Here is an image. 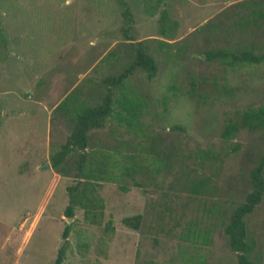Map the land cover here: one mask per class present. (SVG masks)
<instances>
[{"label": "rangeland", "instance_id": "374dc122", "mask_svg": "<svg viewBox=\"0 0 264 264\" xmlns=\"http://www.w3.org/2000/svg\"><path fill=\"white\" fill-rule=\"evenodd\" d=\"M123 1L130 22L117 0H0V264L51 263L65 226L60 264H239L223 228L251 189L264 133L220 132L264 103V62L230 67L204 54L261 52L264 0H162L171 37L143 0ZM137 41L154 77L135 68L108 87ZM108 88L132 111L119 114L128 124L107 118L88 132L89 148L109 154L112 177L97 181L101 217L91 223L77 206L63 215L77 151L64 173L44 165L70 131L68 113L100 105ZM67 95L68 112L56 109ZM260 177L264 187V163ZM135 214L137 230L122 223ZM243 220L247 257L264 264V190Z\"/></svg>", "mask_w": 264, "mask_h": 264}, {"label": "trees", "instance_id": "16d2710c", "mask_svg": "<svg viewBox=\"0 0 264 264\" xmlns=\"http://www.w3.org/2000/svg\"><path fill=\"white\" fill-rule=\"evenodd\" d=\"M121 5L122 16L128 21H131V13L123 0H117ZM162 0H143L144 12L152 16L159 13L158 33L163 37H171L175 22L167 16V11L161 8L158 11ZM124 28L125 39L132 40L128 37ZM133 43V42H130ZM143 42H135L134 55L131 62L116 76L106 78L108 87L122 83L125 78L135 68H141L145 72V78L150 80L156 72V65L150 54L144 51ZM207 60L218 59L222 64L234 67L239 63H247L257 65L264 62V44L263 49L259 53H253L251 49H242L237 52H229L223 49L211 50L204 54ZM71 95H67L60 104L55 108L68 112V99ZM121 103H123L121 105ZM113 100L110 88L105 92L103 101L100 105L93 107H82L78 111L68 113V119L71 122L70 131L60 145L59 149L51 153L48 162L50 167L58 173H64L62 164L66 161L67 156L72 151H77V156L73 162L74 183L65 187L67 194V204L63 209L65 217L73 216L74 207H79L83 210V218L91 223H98L101 217L102 205L95 193V186H98L97 181L111 179V170L109 169L108 158L109 154L97 149L89 148V130L103 127L107 118H113L119 122L126 121L119 117L120 111L130 114L132 111L129 101ZM115 104V106H114ZM121 105V109L118 107ZM117 106V108H116ZM128 124V122L126 123ZM239 128L259 129L264 133V103L257 107H250L243 110L237 119L227 118L220 132V137L223 139L232 138L234 132ZM264 163V156L260 161V165L254 167L250 174L251 189L246 193L244 201L235 206L227 217V222L223 228V233L226 237V242L229 248L236 252L237 261L239 264H252L247 257L248 246L245 241V224L243 217L251 212L256 204L263 197V184L260 177V166ZM133 185H138L133 182ZM122 223L132 229L137 230L140 224V215L135 214L122 218ZM68 226H65L61 232L63 242L57 249L54 260L49 264H60L64 258L67 246Z\"/></svg>", "mask_w": 264, "mask_h": 264}, {"label": "water", "instance_id": "95a60500", "mask_svg": "<svg viewBox=\"0 0 264 264\" xmlns=\"http://www.w3.org/2000/svg\"><path fill=\"white\" fill-rule=\"evenodd\" d=\"M49 166V163H45L44 167H48Z\"/></svg>", "mask_w": 264, "mask_h": 264}]
</instances>
